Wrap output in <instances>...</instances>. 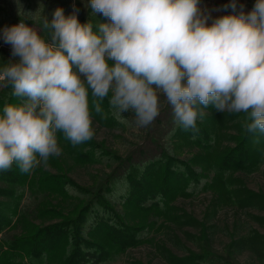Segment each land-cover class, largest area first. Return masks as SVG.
<instances>
[{
    "label": "clouds",
    "instance_id": "obj_1",
    "mask_svg": "<svg viewBox=\"0 0 264 264\" xmlns=\"http://www.w3.org/2000/svg\"><path fill=\"white\" fill-rule=\"evenodd\" d=\"M93 14L108 22L80 23L55 9L43 21L45 40L24 22L3 30L19 59L0 67L21 104L0 114V171L16 164L22 173L48 166L62 149L58 133L73 146L94 136L89 90L95 111L109 96L118 122L148 127L160 114V94L174 123L198 132L197 118L217 112L245 113L248 133L264 135V0L245 13L212 20L199 0H89ZM228 7V6H226Z\"/></svg>",
    "mask_w": 264,
    "mask_h": 264
},
{
    "label": "rangeland",
    "instance_id": "obj_2",
    "mask_svg": "<svg viewBox=\"0 0 264 264\" xmlns=\"http://www.w3.org/2000/svg\"><path fill=\"white\" fill-rule=\"evenodd\" d=\"M76 2L77 0L71 1L72 11L76 8ZM79 3H81L80 11L84 10L81 15L85 19L100 14H90L88 12L89 0H81ZM231 3L232 0H199V8L203 14L209 16L208 23L211 24L212 20L218 17L233 14V9L230 7ZM255 3L256 0H236V13H239L241 6H243L245 13L250 12ZM81 15H79L78 9V18ZM31 27L43 36L44 32L41 27ZM18 59V57L12 56L11 45L5 43L3 35L0 34V67H3L9 61L14 62ZM7 86L6 81H0V93ZM159 100L161 110L167 106L166 98L163 94H160ZM12 104L16 103L13 102ZM167 108L168 111L162 115L163 117L158 116V119L156 118L148 127H137L133 122L134 116L131 112L126 116L124 115L129 121V124H125V127H110L100 122L97 117L92 116L94 136L90 141L96 146H101L106 154H110L109 160L103 157L91 164L80 163L70 141L67 140L66 143L58 138L62 149L61 154L50 157L47 167L41 164L33 169L29 176L43 174L40 173L41 171L50 174H63L71 179L75 185L89 191H86V194L82 196L74 193V196L77 197L71 198L64 197L58 191L55 193L44 191V194H42L26 188L25 194H23L25 195L23 204L28 205L33 213L30 212V216H27L25 212L23 219H21L23 220L22 223L16 225V228L8 234L13 237L19 236L20 240L29 237L28 235L31 234L33 227H30L25 221L28 220L30 224L34 225V232L37 231V234L30 237L37 235L36 240L38 244H41L42 236H40L38 232L40 229L38 228L44 229V225L51 226L56 222H63L62 219L51 218L52 214L46 213L51 207L60 206L57 209L58 211L73 216V214L79 212L81 205H84L85 200L83 198H89L92 193L90 191H93L96 185L100 183L99 179L104 181L106 179L104 175L106 174L113 175L117 173L116 175H120L119 173H121L123 175V172L128 169L126 165H123L127 164V158L133 159L132 162L139 165L142 164L141 158L146 159L147 163L157 157L161 159L162 156L173 155L180 160H185L184 163L190 164L189 166L201 176H198L200 178L198 183L196 185L192 184L195 187H191L188 193H178L177 191L176 196L172 195V197L166 199V202L164 201L165 204H171L174 208L173 210H167V215L159 214V216H156L151 214L144 217L140 216V218L135 216L131 207L126 205L127 197L122 198V195L127 196L126 191L129 188L126 180H122L121 176H117L113 180L116 185L108 196L115 204L116 210L123 213H119L121 217L139 227L146 225L152 234L142 244L116 252L114 259L105 264H192L195 262V258H203L206 255H214L221 259L219 261L227 264H264V149L262 150L260 147L263 144L264 135L258 132L252 133L243 141L241 138L243 134L239 136L238 133L235 134L234 131L225 129L217 137H213L214 141L217 140L216 144L219 143L220 148L217 147L218 150L227 148L229 151H236L237 148H240V145H246L245 148H249L250 151L247 153L246 149L244 156H252L255 158L256 164L260 162L257 169L248 170L249 167L243 166L245 168L233 169L229 173L231 179L236 180L246 192L240 196L233 194L232 200L235 203H232L228 197L226 198L220 193L219 187L211 185L210 182L213 176L210 177V181L205 178L215 172L205 162L208 150L186 140L189 133L184 129L179 130L177 128L174 123L172 108L170 105ZM203 111L206 117L203 116L202 119L198 117V123H203L212 114L209 113L208 109H203ZM130 113L132 115H129ZM242 121L245 123L246 119ZM204 126V128H208L206 130H211L207 125ZM233 134L237 136L236 140L227 138V136ZM183 135L186 136L185 140L181 139ZM111 152L121 158L122 161L116 162L117 160L111 156ZM215 153H219V151H215ZM217 166L219 169V165ZM21 183L22 181L11 182L0 178V204L13 205L15 200L4 198V188L16 189L13 190L16 192L20 186L22 187L23 183ZM172 183L175 186L174 189H177L176 186L179 183L182 184V181L177 178L175 182L172 178ZM11 195L14 196V193L12 192ZM172 198L173 200H171ZM23 210L25 209L23 208ZM34 211H36V214H34ZM0 212L3 211L0 209ZM94 215L95 213L88 215L85 220ZM17 221L15 220V223ZM81 221H84V219ZM86 223L83 226L88 229L90 226L88 222ZM87 234L89 237H93L92 239L96 242L108 246V243L98 238V235ZM2 238H4L3 234H0V241ZM250 239L252 244L248 246L246 242L249 243ZM254 239L258 240L255 244L253 243ZM109 245L111 250L115 251V246H111L110 243ZM4 253L5 247L2 249L0 244V264L6 263H4L6 260ZM27 264H45V262L38 258Z\"/></svg>",
    "mask_w": 264,
    "mask_h": 264
},
{
    "label": "trees",
    "instance_id": "obj_3",
    "mask_svg": "<svg viewBox=\"0 0 264 264\" xmlns=\"http://www.w3.org/2000/svg\"><path fill=\"white\" fill-rule=\"evenodd\" d=\"M71 1L72 0H0V34L3 35V30L5 28L24 22L29 26L41 27L44 32L41 37L45 40H50L51 30L43 28V21L45 18L51 21L55 9L62 8L65 16L75 13L78 17V9L79 15L83 14L82 12L84 10L80 11L81 3L79 2L81 0H77L74 11H72ZM88 9V12L93 14L89 7ZM78 20L82 24L91 20L90 22L93 24L94 31L98 30L97 26L99 23L107 22V19L102 16V14L95 15V17L91 18L89 17L88 19H85L83 15H81ZM110 96L111 93H109V96L103 101H99L102 111L97 113L93 104L94 98L89 90L88 99L92 116L97 117L100 122H103L107 126L125 127V124L118 122L113 115L114 110L111 109L109 105ZM13 102L21 104L22 100L13 96L12 88L8 85L3 92L0 93V114L3 113L5 105L12 104ZM166 105H169L167 100ZM167 106L160 110L159 116L163 117L162 115L168 111ZM206 109L212 114L208 116L203 123H198L196 121V126L199 131L194 133L193 130L189 129L187 130L189 133L188 138L186 139V136L183 135L181 139H186L191 143H195L200 148L208 150L205 156V162L208 167L215 170V172L212 171L213 174H209L205 178L210 181V177L213 176L210 182L211 185L219 187L220 193L226 198L228 197L230 202L235 203V201L232 200L233 194L240 196L246 192L240 187V184L236 182V180L231 179L232 177L229 176V173H231L233 169L236 170L245 167H249L248 170L257 169L260 162L256 164L255 158L252 156H244L246 153L245 150L247 149L245 148L246 145H240V148H237L236 151L231 149V151H229L227 148L218 150V148H220L219 143L216 144L217 140L214 141L213 137H217L222 130L230 129L234 131L235 134L238 133L239 136L243 134L241 138L244 141L245 138H248L252 133H248L244 128V122L242 120L246 119L245 113H221L215 111L212 106ZM128 113H124L123 115L126 116ZM129 115L132 114L130 113ZM204 125H207L211 130H206L208 128H204ZM177 128L179 130L182 129L179 126H177ZM57 135L59 139L67 143L62 133H58ZM227 138L236 140L237 136L233 134L227 136ZM260 147L262 150L264 149V141ZM215 151H219V153H215ZM249 151L250 149L248 148L247 153H249ZM237 152L242 154H238ZM74 153L77 160L84 164H91L103 157L109 160L110 155L106 154L101 146H96L91 141L74 146ZM111 156L117 160L116 162L122 161L121 158L112 152ZM132 160L133 159L127 158V164H123L128 167V169L123 172V175L121 173H119L120 175H116L117 173L113 175L106 174L104 175L106 177L104 181L103 179H99L100 183L96 185L93 191H90L92 192L90 197L83 198V200H85L84 205H81L77 214L75 213L73 216L66 215L63 211L57 210L60 206L51 207L49 211L45 210L48 211L46 213L52 214V216H50L51 218L62 219L61 221L63 222H56L51 226L44 225V229L39 227L38 229L40 230L38 232L40 236H42L41 244H38L36 240V238H38L37 235L30 237L37 234V231L34 232V225L30 224L28 220L25 221L30 227H33L31 234L28 235L30 238L22 237L24 239L20 240L19 236L13 237L8 234L16 228V225L22 223L23 220L21 219H23L25 212L27 216H30V212L33 213V210L31 211L28 205L25 206L23 204L25 196L23 194H25L26 188L35 192H41L42 194H44V191H53V193L58 191L61 192L64 197L71 198L77 197L74 196V193L78 194V196H82L89 190L75 185L71 179L63 174H50L41 171L40 173L43 174L32 175L31 177L29 173H22L16 164H13L8 171H0L1 179L11 182L22 181L23 183H21V189L19 188L16 192H14L16 189L11 190L4 188V198L7 197L8 200H15L13 205L10 206L7 203L0 204V209L3 211L0 212V234H3L4 237L1 239L0 244L2 249L5 247V253L3 255H5L6 260L4 263L27 264L31 262V260L34 261L35 259L41 258L45 264H105L114 259L116 252L124 251L127 248L137 246L147 241L152 232L149 231L146 225L139 227L121 217L120 214L123 213L116 210L115 204L108 196L116 185L113 180L117 176H121L122 180H126L129 188L126 191L127 196L122 195V198L127 197L126 205L131 207L134 215L140 218V216L144 217L151 214L156 216H159V214L167 215V210H173L174 208L171 204H165L164 201L166 202V199L175 195L177 191L178 193H188L191 187H195L192 184L196 185L198 183L200 179L198 176L201 175H198L197 172L189 166L190 164L184 163L185 160H180L173 155L162 156L161 159L157 157L156 159L149 160L147 163L146 159L141 158L142 164L139 165L133 163ZM217 165H219V169ZM172 178L175 182L177 178L182 181V184L179 183L176 186L177 189H174L175 186H173ZM12 192L14 196L11 195ZM171 200H173V198ZM23 208L25 210H23ZM94 213V216L85 220L88 215ZM34 214H36V211H34ZM82 219H84V221H81ZM15 220L18 221L15 223ZM86 222H88L90 226H86L88 229H85L83 226ZM87 233L93 236L95 234L98 235V238L108 243V246L96 242L92 239L93 237H89ZM85 234H87V236H85ZM251 241L250 239L249 243L246 242L248 246L252 244ZM257 241L258 240L254 239L253 243L255 244ZM109 243L111 246H115V251L111 250ZM219 260L221 259L214 255H206L203 258H195V262L192 264H227Z\"/></svg>",
    "mask_w": 264,
    "mask_h": 264
}]
</instances>
